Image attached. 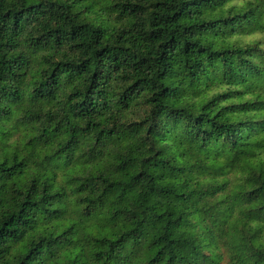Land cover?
I'll return each instance as SVG.
<instances>
[{
	"label": "clouds",
	"instance_id": "clouds-1",
	"mask_svg": "<svg viewBox=\"0 0 264 264\" xmlns=\"http://www.w3.org/2000/svg\"><path fill=\"white\" fill-rule=\"evenodd\" d=\"M0 264H264V0H0Z\"/></svg>",
	"mask_w": 264,
	"mask_h": 264
}]
</instances>
